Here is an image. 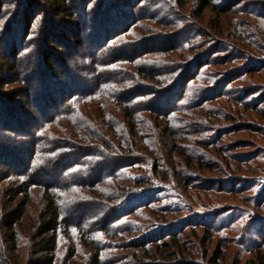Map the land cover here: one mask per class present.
Wrapping results in <instances>:
<instances>
[{
  "label": "rangeland",
  "instance_id": "rangeland-1",
  "mask_svg": "<svg viewBox=\"0 0 264 264\" xmlns=\"http://www.w3.org/2000/svg\"><path fill=\"white\" fill-rule=\"evenodd\" d=\"M208 1L210 6L203 10L202 16H200V0H73V2L70 0L69 7L72 11L67 15L62 11L58 17L59 20L65 18L61 33L66 36L62 37V41L68 48L61 45L53 48L54 50H47L50 54L48 58L54 62L55 56L64 55V59L67 56L66 64L69 71H72V66L75 65L81 71L92 72L90 67L92 63L89 64L88 60L90 58H84L83 51H80V55L74 56L71 49L73 46L77 50L91 47L92 40L88 41L84 38V36L89 37L88 35L80 37V42L86 46L85 48L77 45L73 39L74 34L85 24H87L86 27L89 26V30L86 31L88 34L100 30L103 23L105 24L102 29L105 34L117 29L116 37L100 51L101 56L104 54L103 59L110 58L113 61L117 59V62L102 66L100 72L98 69L95 71L97 73H138L137 66L140 65L158 72L175 73V71L168 72L167 70L170 61L159 63L153 59L152 54L141 55V45L148 41H150L147 43L149 47L164 44L165 47L172 45L178 47L179 52L176 60L182 65L185 61L183 55L191 57L192 55L206 54L204 59H201L207 63L200 68L198 75L189 80L184 98L182 99L181 96V100L179 99L185 109H189L193 103H201V106L188 112L180 113L174 110L172 120L173 124L177 125L176 127L191 132L202 126L211 128L212 132L207 130L202 134L203 137H206L205 141L209 146L203 147L188 140L186 148H188L189 154L200 161L195 160V165L184 170H181L180 167L173 169L166 154H160L164 163L160 168L169 171L166 178L169 180H161L160 177L152 175L150 162L144 160V154L138 158L133 167L120 169L125 178L118 179V184L121 186L117 189L119 194L127 192L128 189L135 190L144 185L147 187L151 185L146 183L149 180L151 183L154 182V185L156 183L158 200L152 206L140 209L137 212L138 217L124 216L114 222L119 231H123V228L131 223L136 229L133 232L108 234L99 230L93 234L100 240L103 247L101 261L104 264H139L138 259L134 258V253L146 254H142V250L127 248V245H123L122 242L136 239L146 231L154 233L153 236L159 239L157 240L159 246H162L163 243L170 245L172 239H175L176 247L174 249L177 250L176 257L168 259L160 254L154 255L152 260L146 256H139L144 261L151 262L149 264H210L209 257L217 248L222 254L219 264H258L260 257H263L264 260V0ZM20 2L24 3L30 17L34 16L36 11L42 7L35 0H20ZM183 2L185 3L183 4ZM77 5L85 7L87 18L77 10ZM12 9V5L5 8L3 11L5 19L0 22V30L4 32L0 39L5 37L2 42H13L6 43V48L16 44L14 35L23 27V21L19 18V14L14 16L16 24H12L10 21L13 17L12 11H10ZM46 17L48 21L42 22V16H39L41 24L35 30L39 32L38 37L44 35L46 41L54 44L57 38L54 37L53 40L46 37L45 29L52 24L48 16ZM91 23H95L94 26ZM35 24L37 25V21ZM57 26L52 24L53 29ZM214 27L218 31H223L224 34L212 36ZM203 29L206 32L209 31L205 39L200 34L204 33ZM231 30L232 33H237L243 42L234 46L237 50H234L233 53H237L238 57H243L245 50L250 58L248 60L239 58L232 60V63L221 65L219 62L224 61L229 55L226 52H229H223L224 48L219 51L218 48L222 47L224 42L234 40L229 36ZM54 31L57 35V31ZM40 32L43 33L42 36ZM23 40L27 41L24 35ZM95 42L93 40V44ZM27 45L28 49L33 47L34 54L27 51V54L20 58L19 66L22 68H32L37 65L43 67L45 57L38 52L39 48ZM95 47L93 46V48ZM215 49L217 50L215 51ZM0 53L7 54L10 51L5 52L1 46ZM29 53L32 56H29ZM181 53L183 55H180ZM207 53L211 55L209 60H206ZM144 61H148V63H144ZM166 64L168 65L165 68ZM160 65L164 67V70L158 67ZM86 66H88L87 69L84 68ZM193 67L196 69V66ZM45 69L53 73L58 69V66L54 62L50 66L46 65L43 70ZM180 69L179 72H176L182 73L183 67ZM193 71L189 69L185 77H190ZM65 72L59 70L55 76L51 75L46 78V81L44 79L42 81L43 76H39L35 81L30 80L28 83L32 89L41 88L44 84L43 89L46 90L39 97L36 95L23 97L21 90L14 88L21 85V82H14V76L10 75H8L10 78L7 77L6 80H3L9 71L5 72L0 69V77H2L0 93L8 92L14 88L17 95L11 97L14 101L12 106L19 107L17 109L21 111L28 109L27 101L29 104L37 103L38 99L44 100V103L56 101V103L49 104L47 108H43L45 111L40 114L37 112L40 110L35 107L32 106V110L29 108L28 111H31L32 116L33 113H36L37 121H44L61 109L60 106L64 102L62 97L65 93L60 91L59 85L72 84L70 75ZM51 77L56 79L54 85L52 82L49 83L50 86L52 85V89L48 87L49 81H47ZM182 87L183 85H181V89L178 86H173L170 94L165 96L169 105L171 100H174L175 93L184 92ZM247 91L248 94H246ZM214 93L221 95L223 93L224 95L213 100H205L206 97H209L208 95ZM100 98H106V96ZM65 101L69 103L71 95ZM175 103L173 102L171 107L175 106ZM82 104H77V108H80ZM6 109L5 105L0 104V110ZM13 112L14 110H11V113ZM79 113L81 114V111ZM146 116L148 115L146 114ZM67 122L68 120L62 117L55 124L56 126L71 124V122ZM21 125L25 126L22 119ZM25 128L29 129L30 126H25ZM221 128L227 129L221 130ZM214 130L217 132L213 133ZM9 135L14 136V133L0 129V145L3 144L6 149L12 145V142L6 139L10 137ZM103 135L107 137L109 131L106 130ZM188 137L194 139L193 135ZM16 151L4 149V152L1 153L3 157L0 156V166L5 167L1 160L9 161L16 156ZM93 153L88 155L76 153L75 161L84 162L90 159V156L94 155ZM190 175L192 180L189 182ZM186 177L188 180L185 179ZM131 179H142L143 184L136 185ZM5 185L6 182L0 184V186ZM99 189H102L103 192L104 186ZM83 193H85L82 197L83 200L97 198L96 194H98L93 193L92 190H81L80 194L83 195ZM100 199L102 204L109 201L105 198ZM130 205L127 204L125 208L128 209ZM81 211L88 210L81 209ZM205 213H208L207 217L211 219L210 222L215 227L210 229L209 237L204 233L205 229L202 226L193 224ZM85 223L89 228L92 226L103 227V221L94 222L93 219H86ZM62 232L65 233L64 227H62ZM29 233L28 230L25 231L27 241L25 240L24 243V249L28 255L32 244L28 239L29 235L27 234ZM71 233L75 234V230ZM61 236L55 264H87L92 254L90 248L84 246L81 234L78 237L74 235L68 237L66 234ZM151 246L156 245L152 244ZM151 246H147L146 249ZM6 247L4 249L7 253Z\"/></svg>",
  "mask_w": 264,
  "mask_h": 264
},
{
  "label": "trees",
  "instance_id": "trees-1",
  "mask_svg": "<svg viewBox=\"0 0 264 264\" xmlns=\"http://www.w3.org/2000/svg\"><path fill=\"white\" fill-rule=\"evenodd\" d=\"M35 1L42 7L39 9L40 11H36V14L30 17L24 3L22 4L20 0H14V3L13 0H0V22L5 19L3 11L7 7L9 8L10 5L13 6V9L10 10L13 16L10 20L12 24H16L14 16L18 14L21 21H23V27L14 35L16 36V44L13 47H5L6 43L12 41L2 42L5 37L0 39V45L5 52L10 51V53H7L8 55L0 53V69L5 72L9 71L3 80H6L7 77L10 78L8 75L14 76V82H21V85L14 88H19L23 97L41 96L46 90L43 89L44 84L41 88L32 89L28 82L30 80L35 81L39 76H43L42 81L43 79L46 81V78L51 75L55 76L59 70L64 72L66 70L65 73L70 75L72 84L59 85L61 87L60 91L65 93L62 97L64 102L60 106L61 109H58L54 115L44 121H37L35 118L36 113H33L32 116L31 111H28L29 108L32 110L35 107V109L40 110L37 111L40 114L45 111L43 108H47L49 104L56 103V101L44 103V100L40 101L38 99V102L34 104H29L27 101L28 109H22L23 111H21L17 109L19 107L12 106L14 101L11 97L17 95L14 88L8 92L0 93V104L7 107L6 110H0V129L14 133V136L9 135L10 137L6 138L12 142L11 146L6 149L3 144L0 145V156L3 157L1 153L4 152V149L18 151H16V156L9 161L6 159L1 160L5 167L0 166V184L6 182L5 186H0V261H2L0 264H24L25 262L27 264H55L60 237L63 234L68 237L73 235L78 237L81 234L84 246H88L92 254L87 264H104L101 261L103 247L100 240L93 234L99 230L108 234L133 232L136 229L131 223H128L123 231H119L114 222L124 216L138 217L137 212L140 209L150 207L158 200L156 183L154 185V182L151 183L149 180L146 183L152 186L144 187V185L138 189H128L127 192L119 194L117 189L121 186L118 184V179L125 178L120 169L133 167L138 158L145 155L143 158L150 162L152 175L160 177L161 180H169L166 179L169 171L160 168L164 165L160 154H166L173 169L180 167L181 170H184L195 165V160L200 161L189 154V150L186 148L188 140L203 147L209 146L205 141L206 137H203L202 134L207 130L212 132L211 128L202 126L191 132L176 127L177 125H174L172 120L174 110L180 113L188 112L201 106V103H193L189 109H185L180 104V100L181 96L182 99L184 98L189 80L198 75L200 68L207 63V61L201 59H204L206 54L190 57L181 53L180 55H183L185 60L182 65L181 62L176 60L179 52L178 47L173 45L165 47V44L149 47L147 43L150 41H148L141 45V55L152 54L153 59L159 63L170 61V65L166 64L164 67L166 68L168 65V72L175 71V73L158 72L142 65L137 66L138 73H97L95 71L98 69V72H100L102 66L117 62V59L114 61L110 58L103 59L104 54L100 55V51L105 48V45L116 37L117 29L105 34L102 29L105 24L103 23L100 30L88 34L86 31L89 26L86 27L87 24H85L74 34L73 39L77 45L85 48L86 46L80 42V37L81 35H88L89 37L84 36V38L88 41L89 39L92 40L91 47L77 50L73 46L71 49L74 56L76 54L80 55V51H83L84 58H90L88 60L89 64L92 63L90 66L92 72L81 71L75 65L72 66V71H69L66 64L68 57L66 56L64 59V55H62L53 58L58 69L51 73L48 69L43 70L46 65L54 64L51 59L49 60L50 54L47 50H54L53 48L61 45L68 48L65 42L62 41V37L66 36L61 33L65 18L59 20L58 17L62 11L66 12L65 15L72 11L69 7L71 3L70 0ZM71 1L73 2V0ZM200 1L201 11L199 14L202 16L203 10L208 8L210 3L208 0ZM77 10L82 12L83 17L87 18L85 7L79 5ZM45 15L48 16L52 24L58 25L53 29L52 24H50L45 29L46 37L53 40L54 37L57 38L54 44L46 41L44 35L42 36V32H40L42 37H38L39 32L35 30L41 24L40 19H38L39 16H42V22L48 21ZM36 21L37 25L35 24ZM91 24L94 26L95 23ZM54 30L57 31V35ZM203 32V34H200L205 39L209 31L206 32L203 29ZM233 32L235 31L233 30ZM3 33L0 30V36ZM217 34L223 35L224 33L214 27L212 36ZM23 35L27 39L26 42L22 41ZM229 36L234 40L224 42L223 46L218 48L219 51L224 48L223 52L228 51L229 53L226 52V54L229 55L224 61H221L222 63H219L221 65L232 63V60L239 58L248 60L250 57H248L249 55L245 50L243 51L245 52L243 57H238L237 53H233L234 50H237L234 46H238L237 43H243L242 38H239L237 33H232V30L229 32ZM93 40L96 41L95 44H93ZM21 41L22 43H20ZM27 44L30 47H38V52L44 55L45 63H43V67L37 65L32 68H22L19 66L20 58L25 56L27 51H30L32 55L34 54L33 47L28 49ZM93 46L96 47L93 48ZM207 54L206 60H209L211 55H209L210 53ZM28 55L32 56L30 53ZM144 63H148V61H144ZM193 66H196V69H193L195 68ZM87 67L84 68L87 69ZM158 67L164 70L161 65ZM181 67H183L182 73H178ZM189 69L194 70V73L192 72L190 77H185ZM0 81H2V77H0ZM47 81H49L48 84L52 82V85H54L56 79L51 77ZM52 85L49 84L48 87L52 89ZM181 85H183L182 91L184 92H181V94L175 93L174 100H171L169 105L165 100V96L170 94L173 86H178L181 89ZM223 93L222 95H224ZM246 94H248V91ZM70 95L71 101L66 103L65 100ZM104 95L106 98H100ZM222 95L214 93L208 95L209 97H206L205 100H213ZM173 102L175 106L171 107ZM81 103H83L82 106L77 108V104L81 105ZM11 110L17 113H11ZM79 111H81V114ZM62 117L71 124L56 126L55 123ZM21 119L25 126H30L29 129L21 125ZM226 129L221 128V130ZM106 130L109 131L107 137L103 135ZM216 132L217 130L213 131V133ZM190 135H193L194 139H190L188 137ZM91 152H94V155H91L90 159L84 162L75 161L76 153L88 155ZM189 178L190 182L192 180L191 175ZM131 180L136 185L143 184L142 179ZM102 186H104L103 192L102 189H99ZM81 190H92L93 193H98L96 194L97 198L83 200L82 197L85 193L81 195ZM100 198L109 201L102 204ZM127 204H131L128 209L125 208ZM81 209L88 211L83 212ZM109 211L111 212L109 213ZM207 215L208 213H205L193 224L202 226L205 229L204 233L209 237L210 229L215 227ZM86 219H93L94 222L103 221V227H94L92 224V227L89 228V226H86ZM62 227L65 228V233L62 232ZM27 230L30 232L27 234L29 235V242L32 243L29 255L24 249L25 231L27 232ZM74 230L75 234H72L71 232ZM153 234V232L146 231L143 235L137 236L136 239H128L122 242L123 245H127V248L132 247L134 250H142L141 253L146 254L134 253V258L138 259L139 264L151 263L144 261L139 256H146L151 260L157 254L164 256L166 259L176 257L175 239H172L170 245L163 243L162 246H159L157 241L159 239H156ZM152 244L156 246L152 247ZM147 246L151 247L146 249ZM221 256V251L218 248L214 249L209 257V263L219 264ZM262 258L258 259V264H264Z\"/></svg>",
  "mask_w": 264,
  "mask_h": 264
}]
</instances>
